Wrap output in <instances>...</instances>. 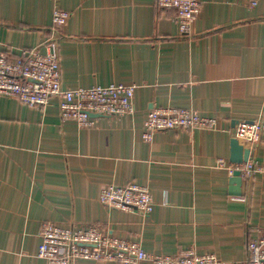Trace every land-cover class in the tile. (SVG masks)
<instances>
[{
	"label": "crops",
	"instance_id": "0c3cea01",
	"mask_svg": "<svg viewBox=\"0 0 264 264\" xmlns=\"http://www.w3.org/2000/svg\"><path fill=\"white\" fill-rule=\"evenodd\" d=\"M198 1L181 34L175 10L156 0H0V54L43 53L52 39L62 89L136 87L131 114L101 116L89 129L62 121L56 99L39 110L0 97V264H47L37 258L47 222L93 225L154 256L192 250L246 264L248 241L264 231V174L243 176L235 196L226 167H264V130L239 142L246 163L229 162L238 125L264 123V0ZM56 8L69 15L59 39ZM166 107L215 119L216 128L145 141L147 113ZM131 183L148 189L150 214L100 204L103 188Z\"/></svg>",
	"mask_w": 264,
	"mask_h": 264
},
{
	"label": "built area",
	"instance_id": "2783aa9c",
	"mask_svg": "<svg viewBox=\"0 0 264 264\" xmlns=\"http://www.w3.org/2000/svg\"><path fill=\"white\" fill-rule=\"evenodd\" d=\"M55 3L57 0H53ZM161 9H174L175 23L181 34L189 31L192 20L199 11L198 0H156ZM68 13L54 9L53 28L63 27ZM44 52L37 49L23 50L18 57L0 54V97L12 98L21 104L45 109L51 99L58 101L59 117L62 121H72L80 129L95 127L96 119L88 114L121 117L133 112L134 85L93 86L89 88L62 89L58 43L49 39L42 45ZM143 139L151 141L154 134L169 130H206L216 128V120L199 117L185 109L158 108L147 113L144 120ZM264 130V123L238 125L234 138L244 144H252ZM229 174L239 170L242 177L255 172L264 174V167L256 168L247 163L242 169L227 166ZM99 202L111 210L139 212L148 215L154 203L146 187L136 184L108 186L99 193ZM41 242L37 258L47 264H73L78 260L117 262L120 264H220L213 254L197 255L189 250L176 256H154L144 252L136 242L109 237L97 227H61L53 223H43ZM246 264H264V231L246 245Z\"/></svg>",
	"mask_w": 264,
	"mask_h": 264
},
{
	"label": "water",
	"instance_id": "95a60500",
	"mask_svg": "<svg viewBox=\"0 0 264 264\" xmlns=\"http://www.w3.org/2000/svg\"><path fill=\"white\" fill-rule=\"evenodd\" d=\"M90 118L96 119L100 118L101 115L88 114ZM250 151L244 149L239 145L238 141L235 138L230 140V152H229V162L231 164H243L246 163L249 159ZM242 185V176L239 170H234L231 174L229 180V194L239 196L240 188Z\"/></svg>",
	"mask_w": 264,
	"mask_h": 264
},
{
	"label": "rangeland",
	"instance_id": "374dc122",
	"mask_svg": "<svg viewBox=\"0 0 264 264\" xmlns=\"http://www.w3.org/2000/svg\"><path fill=\"white\" fill-rule=\"evenodd\" d=\"M52 2V6L54 5V3H53V0H51ZM65 26V25H64ZM63 26V27H64ZM63 27H60V28H58V29H55V28H53V25H52V20H51V30H52V32H53V34H56V36H57V38L56 39H59L58 37H61L62 35H63V33H62V28ZM83 88H89V87H83Z\"/></svg>",
	"mask_w": 264,
	"mask_h": 264
}]
</instances>
